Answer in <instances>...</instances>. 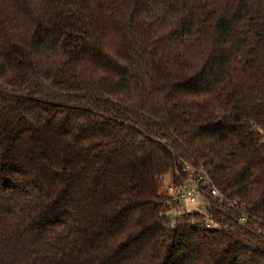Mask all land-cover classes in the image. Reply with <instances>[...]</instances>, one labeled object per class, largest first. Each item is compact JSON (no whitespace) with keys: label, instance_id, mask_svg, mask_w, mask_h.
Returning a JSON list of instances; mask_svg holds the SVG:
<instances>
[{"label":"trees","instance_id":"16d2710c","mask_svg":"<svg viewBox=\"0 0 264 264\" xmlns=\"http://www.w3.org/2000/svg\"><path fill=\"white\" fill-rule=\"evenodd\" d=\"M0 264H264V0H0Z\"/></svg>","mask_w":264,"mask_h":264},{"label":"built area","instance_id":"2783aa9c","mask_svg":"<svg viewBox=\"0 0 264 264\" xmlns=\"http://www.w3.org/2000/svg\"><path fill=\"white\" fill-rule=\"evenodd\" d=\"M182 169L189 172L186 178L178 182L171 179L162 186L165 226L169 228L175 225L180 215L194 210L205 212L208 198L216 201L223 199L221 191L205 171L192 168L186 162Z\"/></svg>","mask_w":264,"mask_h":264},{"label":"rangeland","instance_id":"374dc122","mask_svg":"<svg viewBox=\"0 0 264 264\" xmlns=\"http://www.w3.org/2000/svg\"><path fill=\"white\" fill-rule=\"evenodd\" d=\"M181 167H182V166H181ZM165 179H166V180H165ZM165 179H164V180H165L164 183L169 182V180H171V179H169V178H165ZM162 189H163V188L161 187V190H160L161 192H163ZM202 199H204V198L202 197ZM198 200H199V199H198ZM205 205H206V204H205Z\"/></svg>","mask_w":264,"mask_h":264}]
</instances>
